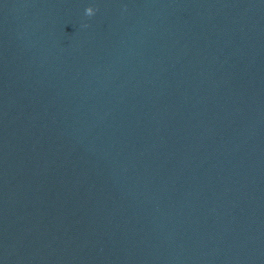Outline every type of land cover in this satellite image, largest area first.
I'll use <instances>...</instances> for the list:
<instances>
[{
	"label": "water",
	"instance_id": "water-1",
	"mask_svg": "<svg viewBox=\"0 0 264 264\" xmlns=\"http://www.w3.org/2000/svg\"><path fill=\"white\" fill-rule=\"evenodd\" d=\"M0 264H264V0H0Z\"/></svg>",
	"mask_w": 264,
	"mask_h": 264
},
{
	"label": "clouds",
	"instance_id": "clouds-1",
	"mask_svg": "<svg viewBox=\"0 0 264 264\" xmlns=\"http://www.w3.org/2000/svg\"><path fill=\"white\" fill-rule=\"evenodd\" d=\"M96 12V9H94L93 7H88L85 9V15L88 17L94 16Z\"/></svg>",
	"mask_w": 264,
	"mask_h": 264
}]
</instances>
